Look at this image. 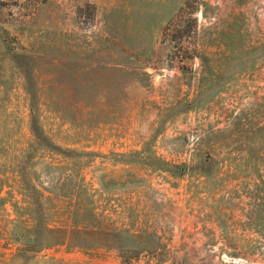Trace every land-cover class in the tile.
Returning <instances> with one entry per match:
<instances>
[{"label": "rangeland", "instance_id": "1", "mask_svg": "<svg viewBox=\"0 0 264 264\" xmlns=\"http://www.w3.org/2000/svg\"><path fill=\"white\" fill-rule=\"evenodd\" d=\"M186 2L0 0V264H264V0Z\"/></svg>", "mask_w": 264, "mask_h": 264}, {"label": "trees", "instance_id": "2", "mask_svg": "<svg viewBox=\"0 0 264 264\" xmlns=\"http://www.w3.org/2000/svg\"><path fill=\"white\" fill-rule=\"evenodd\" d=\"M196 2V0H187V2L184 4V6H182L181 7V12L183 13V12H185V11H188L189 9H192V11H190V13H193V12H195V11H197L198 10V8L199 7H197V6H194V3ZM200 2V1H199ZM19 3L17 2L15 5H18ZM179 17V22L180 21H182V17L183 16H178ZM180 25H182V23L180 24ZM185 27V26H184ZM185 29H181V28H179V31H183V33H182V35H181V37H184V33H185V31H184Z\"/></svg>", "mask_w": 264, "mask_h": 264}]
</instances>
